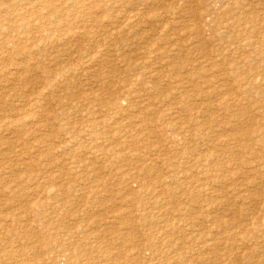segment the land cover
I'll use <instances>...</instances> for the list:
<instances>
[{"label":"rangeland","instance_id":"374dc122","mask_svg":"<svg viewBox=\"0 0 264 264\" xmlns=\"http://www.w3.org/2000/svg\"><path fill=\"white\" fill-rule=\"evenodd\" d=\"M263 6L0 0V264H264Z\"/></svg>","mask_w":264,"mask_h":264},{"label":"bare ground","instance_id":"6f19581e","mask_svg":"<svg viewBox=\"0 0 264 264\" xmlns=\"http://www.w3.org/2000/svg\"><path fill=\"white\" fill-rule=\"evenodd\" d=\"M50 1V0H49ZM232 1V0H231ZM70 2V1H69ZM42 3V2H41ZM109 3V2H108ZM111 3V2H110ZM257 3V2H256ZM215 4V3H214ZM80 5V4H79ZM239 5V4H238ZM26 7V6H25ZM111 7V6H110ZM115 7V6H114ZM264 7V6H263ZM90 8V7H89ZM51 9V8H50ZM87 9V8H86ZM92 10V9H91ZM98 10V9H97ZM90 10H88V12H89ZM130 11V10H129ZM94 12V11H93ZM105 12V11H104ZM62 13V12H61ZM122 13H124V12H122ZM136 13V12H135ZM133 14V13H132ZM202 14V13H201ZM206 14V13H205ZM53 15V14H52ZM66 15V14H65ZM63 18V17H62ZM123 18V17H122ZM133 20V19H132ZM132 20H130V22L132 21ZM19 21V20H18ZM124 22V21H123ZM142 22V21H141ZM226 23V22H225ZM135 24V23H134ZM249 24V23H248ZM126 25V24H125ZM57 27V26H56ZM124 27V26H123ZM127 28V27H126ZM4 29V28H3ZM144 29V28H143ZM128 30V29H127ZM128 31H131L130 29L128 30ZM135 31V30H134ZM6 32V31H5ZM81 32V31H80ZM133 32V31H132ZM247 32V31H246ZM138 33H140L139 31H138ZM33 34V33H32ZM112 36V35H111ZM110 38V37H109ZM49 39V38H48ZM120 39V38H119ZM193 43V42H192ZM26 48H27V46H26ZM28 54H30V53H28ZM177 55V54H176ZM57 56V55H56ZM244 57V56H243ZM21 59V58H20ZM54 59V58H53ZM165 68V67H164ZM175 70V69H174ZM260 70H261V68H260ZM176 72V71H175ZM217 72H218V70H217ZM181 74V73H180ZM216 76V75H215ZM201 78V77H200ZM205 78V77H204ZM184 80V79H183ZM188 80V79H187ZM257 80V79H256ZM194 81V80H193ZM175 82H177V81H175ZM173 83V82H172ZM193 83H195V82H193ZM184 84H186V83H184ZM188 84V83H187ZM171 85V84H170ZM186 86V85H185ZM196 87V86H195ZM201 90V89H200ZM226 94V93H225ZM220 95V94H219ZM24 96V95H23ZM212 96V95H211ZM222 96V95H221ZM221 101V100H220ZM19 103V102H18ZM223 105V104H222ZM227 106V105H226ZM218 107V106H217ZM212 108V107H211ZM155 109V108H154ZM203 109V108H202ZM207 108L205 107V110H206ZM220 109H222V108H220ZM219 109V110H220ZM178 110V109H177ZM217 110V109H216ZM180 111V110H179ZM207 111V110H206ZM150 112V111H149ZM43 115V114H42ZM2 116V115H1ZM200 116V115H199ZM201 117H202V115H201ZM235 118V117H234ZM133 119V118H132ZM196 119V118H195ZM47 120V119H46ZM93 120V119H92ZM145 120V119H144ZM212 120V119H211ZM177 121V120H176ZM191 121V120H190ZM236 122V121H235ZM137 123V122H136ZM145 123V122H144ZM97 124V123H96ZM142 124H143V122H142ZM179 125V124H178ZM100 126V125H99ZM144 126V125H143ZM18 128V127H17ZM206 129V128H205ZM229 129V128H228ZM142 130V129H141ZM208 130V129H207ZM249 131V130H248ZM112 133V132H111ZM115 133V132H114ZM209 133V132H208ZM229 136V135H228ZM255 136V135H254ZM106 137V136H105ZM126 137V136H125ZM173 137V136H172ZM231 138V137H230ZM245 139V138H244ZM249 140V139H248ZM118 141V140H117ZM230 141V140H229ZM228 141V142H229ZM232 142V141H231ZM108 143V142H107ZM110 143V142H109ZM120 143V142H119ZM220 143V142H219ZM225 143V142H224ZM126 144V143H125ZM128 144V143H127ZM143 144V143H142ZM109 145V144H108ZM225 146V145H224ZM128 147V146H127ZM132 148V147H131ZM215 148V147H214ZM124 149V148H123ZM223 149V148H222ZM221 150V149H220ZM36 151V150H35ZM134 151V150H133ZM133 151L131 152V153H133ZM138 151V150H137ZM180 151V150H179ZM42 152V151H41ZM44 152V151H43ZM81 152H83V151H81ZM136 152V151H135ZM183 152V151H182ZM181 152V153H182ZM115 153V152H114ZM157 153H158V151H157ZM215 153V152H214ZM139 154V153H138ZM148 154V153H147ZM132 156H136L137 154H131ZM45 156V155H44ZM95 156V155H94ZM126 156V155H125ZM131 156V157H132ZM138 156V155H137ZM136 156V157H137ZM157 156V155H156ZM179 156V155H178ZM183 156V155H182ZM172 157H173V155H172ZM209 157V156H208ZM264 157V156H263ZM109 158H111V157H109ZM138 158H140V155H139V157ZM147 158V157H146ZM174 158V157H173ZM211 158V157H210ZM131 159V158H130ZM148 159V158H147ZM209 159V158H208ZM92 160V159H91ZM139 161H140V159H139ZM144 162V161H143ZM146 162V161H145ZM262 162V161H261ZM168 163V162H167ZM131 164V163H130ZM152 164V163H151ZM33 166V165H32ZM84 166V165H83ZM109 166V165H108ZM170 166V165H169ZM8 167V166H7ZM25 167V166H24ZM85 167V166H84ZM110 167V166H109ZM49 168V167H48ZM39 169V168H38ZM96 169V168H95ZM46 170V169H45ZM97 170V169H96ZM94 171V170H93ZM217 171V170H216ZM41 172H42V170H41ZM112 172V171H111ZM151 172V171H150ZM146 173V172H145ZM92 176V175H91ZM95 176V175H94ZM93 177V176H92ZM15 178V177H14ZM43 178V177H42ZM140 178V177H139ZM140 180V179H139ZM8 183V182H7ZM141 183V182H140ZM142 184V183H141ZM201 187V186H200ZM8 188V187H7ZM14 188H15V186H14ZM28 188V187H27ZM158 188V187H157ZM156 189V188H155ZM55 190V189H54ZM9 191V190H8ZM71 191H73V190H71ZM148 191V190H147ZM209 191V190H208ZM245 191V190H244ZM212 192V191H211ZM146 193V192H145ZM159 193V192H158ZM143 195V194H142ZM213 198V197H212ZM239 199V198H238ZM71 201V200H70ZM161 201V200H160ZM42 202V201H41ZM153 202V201H152ZM165 202V201H164ZM42 204V203H41ZM64 204V203H63ZM156 204V203H155ZM220 204V203H219ZM218 204V205H219ZM56 206V205H55ZM206 206V205H205ZM166 208V207H165ZM165 210V209H164ZM187 210V209H186ZM206 210V209H205ZM183 211V210H182ZM181 212V211H180ZM166 213V212H165ZM182 213V212H181ZM213 213V212H212ZM210 214V213H209ZM218 215V214H217ZM211 216V215H210ZM205 217V216H204ZM35 218V217H34ZM207 218V217H206ZM184 219V218H183ZM209 219V218H208ZM165 220V219H164ZM210 220V219H209ZM211 220H213V219H211ZM210 220V221H211ZM257 221V220H256ZM258 222V221H257ZM16 223V222H15ZM259 223L261 224L260 226H262V227H264V223L263 222H260L259 221ZM177 225V224H176ZM18 227V226H17ZM42 227V226H41ZM8 229V228H7ZM9 232V231H8ZM19 232V231H18ZM24 234V233H23ZM20 235V234H19ZM9 237V236H8ZM2 238V237H1ZM52 239V238H51ZM16 240V239H15ZM24 241V240H23ZM263 242H264V237H263ZM14 243V242H13ZM12 246V245H11ZM16 247V246H15ZM177 247V246H176ZM11 249V248H10ZM14 250V249H13ZM2 252V251H1ZM3 253V252H2ZM10 253H11V251H10ZM16 253V252H15ZM19 254V253H18ZM17 254V255H18ZM24 254V253H23ZM27 254V253H26ZM70 256H72V255H70ZM81 256V255H80ZM15 258V257H14ZM21 259V258H20ZM74 259V258H73ZM60 260V259H59ZM2 262H3V260H2ZM6 262V261H5ZM81 262V261H80ZM181 264V263H180Z\"/></svg>","mask_w":264,"mask_h":264}]
</instances>
